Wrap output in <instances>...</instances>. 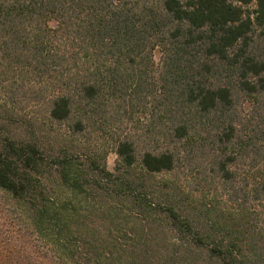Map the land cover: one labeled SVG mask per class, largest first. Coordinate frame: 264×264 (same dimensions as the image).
<instances>
[{
    "label": "trees",
    "instance_id": "1",
    "mask_svg": "<svg viewBox=\"0 0 264 264\" xmlns=\"http://www.w3.org/2000/svg\"><path fill=\"white\" fill-rule=\"evenodd\" d=\"M262 26L264 0H0V212L57 264H136L95 241L87 200L164 215L210 263L264 264Z\"/></svg>",
    "mask_w": 264,
    "mask_h": 264
},
{
    "label": "rangeland",
    "instance_id": "2",
    "mask_svg": "<svg viewBox=\"0 0 264 264\" xmlns=\"http://www.w3.org/2000/svg\"><path fill=\"white\" fill-rule=\"evenodd\" d=\"M254 8L255 5L250 7L252 10ZM253 38L254 45L264 53V26L256 28ZM241 109L243 114H247L250 111V104L245 103ZM127 117L133 122L129 124L131 134L142 132V124L145 120L142 109H137L133 116L129 113ZM125 132L126 129L122 128L113 134L116 138V135ZM94 137L92 148L107 153V165L113 170L118 160L113 149V141L102 139L101 136ZM168 178L169 176L159 175L152 181L155 186L162 185ZM148 184H151V181H148ZM51 187L58 191L56 182H53ZM194 190L196 194L203 192L208 194L209 191L208 188L203 189L199 185ZM2 201L5 203L4 199L0 198V205ZM113 206L111 205L112 208L109 209H100L99 205L87 200L82 203L81 210L89 216L86 219L87 225L97 230L95 241L100 243L103 238L110 239L111 249L116 256L129 258L131 261H136V264H213L202 251L192 250L179 244L180 237L183 236L168 225L160 224L164 215L150 213L151 216L148 217L152 218L150 220L146 218L145 213H137L127 203H120L118 206L114 203ZM43 246V241L36 235L28 234L17 218L4 209L0 212V250L3 252L0 264H57L52 254L46 255Z\"/></svg>",
    "mask_w": 264,
    "mask_h": 264
}]
</instances>
